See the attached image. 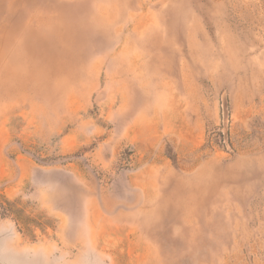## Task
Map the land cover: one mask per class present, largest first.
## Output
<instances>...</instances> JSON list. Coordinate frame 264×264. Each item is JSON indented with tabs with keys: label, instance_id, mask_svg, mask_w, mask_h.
<instances>
[{
	"label": "rangeland",
	"instance_id": "obj_1",
	"mask_svg": "<svg viewBox=\"0 0 264 264\" xmlns=\"http://www.w3.org/2000/svg\"><path fill=\"white\" fill-rule=\"evenodd\" d=\"M0 264H264V0H0Z\"/></svg>",
	"mask_w": 264,
	"mask_h": 264
}]
</instances>
